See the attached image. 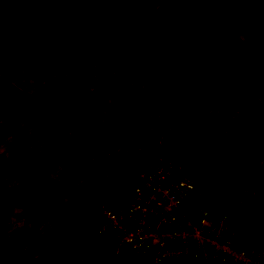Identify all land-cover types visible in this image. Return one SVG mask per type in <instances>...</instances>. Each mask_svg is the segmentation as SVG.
<instances>
[{
    "label": "rangeland",
    "instance_id": "obj_1",
    "mask_svg": "<svg viewBox=\"0 0 264 264\" xmlns=\"http://www.w3.org/2000/svg\"><path fill=\"white\" fill-rule=\"evenodd\" d=\"M140 1L125 3L122 13L136 19ZM143 1L142 5L151 14L153 27L161 37L177 29L178 15L171 0ZM66 3L65 0L63 4ZM240 5L252 9L263 19L264 25V0H243ZM61 8L64 5L57 9ZM83 8L86 16L99 21L108 14V9L95 4L85 3ZM63 29L62 23L55 28L53 39L57 44L63 41ZM149 59H153L150 51L121 48L111 52L105 66L88 62L67 63L64 74L84 93L86 108L82 113L87 123H92V134L95 131L87 144L94 143L95 149L86 152L84 163L75 174L55 178L52 183L26 180L24 188L23 180L9 175L15 164L17 171L27 173L29 169L18 155L29 151L22 147L23 142L39 138L40 127L68 125L71 130L68 136L72 141L77 137V130L72 122L68 123L61 116L62 106L53 87L55 72L41 71L37 57L28 53L0 57V264H18L20 261L25 262L21 264H49L52 260L47 253L57 232L59 238L63 234L69 235L71 251L84 259L94 258L97 245L89 226L94 222L101 202L125 204V196H122L134 182L129 178L132 175L126 169L128 165L136 171L156 165L168 167L175 175L192 183L184 203L186 209L196 211L204 207L212 217L224 213L229 222L232 218L244 220L250 211V207L245 206L248 200L264 202V178L259 174V163L253 155L244 156L220 170L211 167L199 170L189 161L186 150L176 146L174 150H168L170 139L166 131L173 118L149 117L144 105V83L134 77L145 68ZM207 102L211 123L221 126L231 136L239 137L264 121V102L243 81ZM122 141L128 144L124 145ZM13 159L20 160L21 164ZM114 159L115 168L111 166ZM99 162L106 164L99 165L101 169L95 168ZM108 166L117 171L112 180L100 177L102 168L106 170ZM6 183L11 190L3 189ZM15 185L19 187L13 195ZM31 197L34 205L26 203L32 200ZM1 198L8 202L15 200V208L8 204L2 209ZM61 209L76 214L67 230L57 222ZM75 242L79 245L73 249Z\"/></svg>",
    "mask_w": 264,
    "mask_h": 264
},
{
    "label": "trees",
    "instance_id": "obj_2",
    "mask_svg": "<svg viewBox=\"0 0 264 264\" xmlns=\"http://www.w3.org/2000/svg\"><path fill=\"white\" fill-rule=\"evenodd\" d=\"M64 1L0 0V57L28 53L37 57L41 71L55 72L53 87L62 106L61 116L77 130L76 139L69 138L62 155L59 167L62 173L78 172L86 152L92 149L87 141L95 133L92 134V123H87L82 113L86 103L81 87L69 82L64 74L67 63L105 66L113 50L130 48L150 51L153 55L134 77L144 83V105L149 117L173 118L166 131L170 139L168 150H174V146L186 150L189 161L199 170L209 167L220 170L244 156L253 155L259 163V174L264 178V121L236 137L211 123L207 114L208 99L219 98L228 87L242 81L264 102L263 19L252 9L242 8L243 0H171L178 23L177 29L166 37H161L153 27V18L143 7V0L137 8L136 19L124 15L122 6L139 0H66L63 4ZM85 3L103 6L108 14L102 16L101 21L88 17L83 8ZM60 5L64 8L58 10ZM60 23L64 38L57 44L53 33ZM56 127V141L64 140L71 133L68 125ZM129 178L134 181L133 176ZM133 185L135 182L122 196H125L124 202ZM32 201L26 203L34 205ZM7 202L1 198L2 209L8 204L15 208L17 204L15 200ZM111 205L113 210L121 206ZM245 206H249L250 211L243 221L230 220L237 242L246 250L264 249V202L250 199ZM75 215L61 209L57 222L67 230ZM57 233L47 253L52 260L49 264H149L144 255H127V251L112 255L96 238H92L97 245L95 257L84 259L71 251L69 235L59 238ZM78 245L75 242L73 249ZM21 263L25 262L18 264ZM160 264L198 263L188 257Z\"/></svg>",
    "mask_w": 264,
    "mask_h": 264
},
{
    "label": "built area",
    "instance_id": "obj_3",
    "mask_svg": "<svg viewBox=\"0 0 264 264\" xmlns=\"http://www.w3.org/2000/svg\"><path fill=\"white\" fill-rule=\"evenodd\" d=\"M134 177L125 204L113 210L101 202L89 226L92 237L112 255H144L149 264L191 258L198 264H264V250L244 249L226 214L212 217L207 209L185 208L192 190L189 179L168 167L140 171L126 167ZM189 210V211H187Z\"/></svg>",
    "mask_w": 264,
    "mask_h": 264
},
{
    "label": "crops",
    "instance_id": "obj_4",
    "mask_svg": "<svg viewBox=\"0 0 264 264\" xmlns=\"http://www.w3.org/2000/svg\"><path fill=\"white\" fill-rule=\"evenodd\" d=\"M40 128H41V131H40L39 138H36L35 140H32L28 143L23 142L24 145H22V147L28 149L29 150L28 153L27 151H22V152H19L18 154L21 156L20 160H23L22 162L25 165L29 166L27 173L23 171H17V167L15 166L16 164L14 165L15 167L12 166L13 167L11 170L12 172L10 173L8 172L10 176L16 175L18 181L23 180L22 184L24 185V188H25L26 180L27 181H39L40 179V180H43V181L46 180L47 182L52 183L54 182L55 178H60L61 176L66 175L60 171L59 167L62 165V161H63L62 155L64 154V151L66 150L65 148H67V145H68V140H69L68 134L64 140H61L59 142V141H56L55 136H54V133L57 128L56 125H50V126L40 127ZM94 145L95 144L93 143L90 147L93 149ZM13 154H15V152H13ZM18 155L15 157H18ZM13 160H15L18 163L21 162L20 160L18 161L17 159H13ZM105 164L106 163L101 165L99 162L96 164L95 168H97L99 165L103 167ZM111 164H112L111 166L115 168V166L117 165L116 159H114L111 162ZM99 169H101L100 166H99ZM104 169L105 168H102L100 177L105 180L107 178L112 180L113 174H115V172L117 171H114L113 169H111L110 166L106 167V170ZM8 184L9 183H6L5 185H3L4 186L3 189L11 190V188L8 187ZM101 186H103V184H101ZM18 187H19L18 185H15L14 190H13V195L14 193L18 192L17 190ZM25 192H28V190Z\"/></svg>",
    "mask_w": 264,
    "mask_h": 264
}]
</instances>
